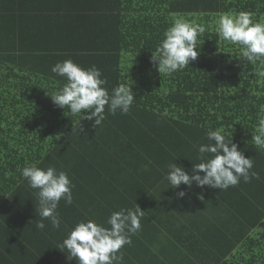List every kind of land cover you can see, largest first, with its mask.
I'll list each match as a JSON object with an SVG mask.
<instances>
[{
    "label": "trees",
    "instance_id": "trees-1",
    "mask_svg": "<svg viewBox=\"0 0 264 264\" xmlns=\"http://www.w3.org/2000/svg\"><path fill=\"white\" fill-rule=\"evenodd\" d=\"M134 6L132 13L115 16L113 46L87 54L0 52V201L8 197L11 202L15 194L39 199L33 195L39 190L28 186L21 170L31 164L55 167L74 185L71 211L106 216L137 205L140 217L148 219L140 220L139 231L161 242L170 238V246L178 236V249L193 260L192 239L203 235L197 221L180 225L182 218L194 215L179 211L174 200L180 190L198 191L204 204L219 208L210 222L226 231L222 243L215 237L214 264H264V150L251 140L264 105V62H248L239 45L217 34L225 14L247 12L254 22L264 23V0H134ZM177 18L205 28L197 41L199 55L183 70L160 76L150 57ZM67 59L100 69L109 94L131 80L135 100L130 111L112 115L106 106L98 127L94 119L57 107L49 95L66 80L51 69ZM217 129L252 158L250 171L258 178H241L226 190L195 184L173 189L166 180L168 165L174 162L194 175L193 165L202 162L198 147L210 143L207 133ZM258 226L262 238L252 236Z\"/></svg>",
    "mask_w": 264,
    "mask_h": 264
},
{
    "label": "clouds",
    "instance_id": "clouds-1",
    "mask_svg": "<svg viewBox=\"0 0 264 264\" xmlns=\"http://www.w3.org/2000/svg\"><path fill=\"white\" fill-rule=\"evenodd\" d=\"M205 31L203 26L177 18L164 32V38L152 52L150 62L155 65L158 73L170 75L188 67L199 55L198 37ZM220 38L241 47V55L248 62H264V23L254 22L251 14L240 12L236 15H221L217 25ZM53 73L64 77L66 83L61 89L49 95L52 102L59 108L68 109L73 116L92 121L94 126H100L105 120V107L115 115L118 111L127 114L135 100L132 91L133 82H122L112 89L111 94L106 87L107 80L95 65L83 68L71 59L57 62L51 69ZM264 75V73H262ZM84 113H88L85 117ZM258 123L255 134L251 136L252 143L264 150V105L259 106ZM208 144L198 147L202 162L193 165L190 175L174 162L168 165L166 180L173 189L181 185L191 188L193 184L201 189L211 187L226 190L236 186L241 178L250 182L258 178L257 173L251 172L252 158H246L238 150L237 144L227 141L225 135L217 130L207 133ZM210 154L209 158L205 159ZM203 173V175H201ZM21 176L27 180L28 186L38 189L39 217L35 222L37 230H43V220H48L53 228L61 227V219L57 208L64 200L70 205L73 202L72 184L68 174L57 171L55 167L42 169L31 164L21 170ZM187 193L180 190L178 198ZM143 211L136 205L135 210L122 209L113 212L107 219L110 227L89 219L81 221L68 233L60 245L66 249L68 259H75L77 264H116L123 259L122 253H117L124 245L131 244L129 234H135L141 229L140 216Z\"/></svg>",
    "mask_w": 264,
    "mask_h": 264
},
{
    "label": "crops",
    "instance_id": "crops-1",
    "mask_svg": "<svg viewBox=\"0 0 264 264\" xmlns=\"http://www.w3.org/2000/svg\"><path fill=\"white\" fill-rule=\"evenodd\" d=\"M134 9V0H0V52L9 48L17 55H63L74 51L87 54L97 48L113 46L117 38L112 31L118 29L115 16L132 13ZM15 195L17 199L11 202L7 201L8 197L0 201V264H77L75 259H68L67 250L60 247L75 225L91 219L110 227L107 224L110 215L89 217L85 211H71L74 196L70 205L64 200L59 202V229L43 220L45 228L37 230L35 222L42 219L36 211L39 199L25 200L22 194ZM203 195L190 190L183 198L175 194L174 200L179 211H193L194 215L182 218L180 225L197 221L200 226L203 237L192 239L196 246L191 256L195 261L186 260L178 249V236L174 238L175 245L170 246V238L162 237L161 242V238L138 231L129 234L132 242L117 253L118 256L122 253L123 259L116 264H214L215 237L224 241L226 231L224 226L215 229L210 222L214 219L213 210L219 208L204 204ZM140 220L146 223L148 219L142 216ZM175 222L180 221L175 217ZM259 226L252 231L253 237L262 238L263 229ZM166 239L169 248L164 246Z\"/></svg>",
    "mask_w": 264,
    "mask_h": 264
}]
</instances>
